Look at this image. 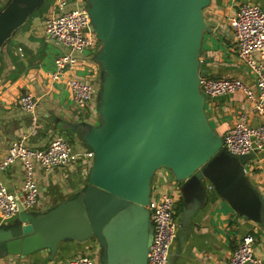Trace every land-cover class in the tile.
Segmentation results:
<instances>
[{
    "label": "water",
    "instance_id": "water-1",
    "mask_svg": "<svg viewBox=\"0 0 264 264\" xmlns=\"http://www.w3.org/2000/svg\"><path fill=\"white\" fill-rule=\"evenodd\" d=\"M84 1L101 71L99 123L72 125L93 154L86 184L0 227V255L47 249L53 257L64 241H94L96 264H146L152 179L161 169L179 183L185 211L205 204L209 185L239 216L263 224L264 200L243 170L249 154L227 152L204 112L199 55L211 0ZM45 2L7 0L0 47Z\"/></svg>",
    "mask_w": 264,
    "mask_h": 264
},
{
    "label": "crops",
    "instance_id": "crops-1",
    "mask_svg": "<svg viewBox=\"0 0 264 264\" xmlns=\"http://www.w3.org/2000/svg\"><path fill=\"white\" fill-rule=\"evenodd\" d=\"M6 1L0 0V10ZM55 2L46 0L0 47V160L8 146L18 139H23L28 147L42 149L57 134L63 135L78 155L76 163L66 167L49 171L35 167L39 194L37 205L32 210L34 213L46 211L83 189L92 159L88 158L90 150L82 145L72 125L99 123L96 93L89 105L79 110L73 104L64 80L81 79L93 85L97 92L101 71L96 55L100 44L80 55L76 54L73 68L61 81L54 83L56 81L50 82L45 73L52 69L55 59L68 50L50 42L56 50L52 52L43 35L40 39L37 35L25 33L30 30L34 16L54 11L52 7ZM243 2L258 4L264 10V0H211L203 10L205 20L211 24L201 39L200 72L211 78L237 77L253 87L250 71L237 55L229 20ZM81 5L84 4L66 3V8ZM49 61L50 64H47ZM23 94H29L36 101L33 115L18 106L17 101ZM204 112L211 128L221 137L234 125L240 113H245L250 126L262 122L260 116L252 111L250 103L239 93L205 98ZM243 170L264 200V148L255 149L249 154ZM22 178L23 171L19 163L0 172V180L11 192L18 190ZM153 182L151 194L157 189L174 190L177 199L174 216L176 235L169 248L171 264H227L232 251L247 233L256 236L254 253L264 263V223L255 224L239 216L209 185L205 204L202 207L195 204L187 212L180 185L168 171L163 169ZM12 219L0 215V227L3 228ZM97 251L94 241L76 243L68 240L59 245L53 257L44 249L28 255H0V264H65L76 255L94 257Z\"/></svg>",
    "mask_w": 264,
    "mask_h": 264
},
{
    "label": "built area",
    "instance_id": "built-area-1",
    "mask_svg": "<svg viewBox=\"0 0 264 264\" xmlns=\"http://www.w3.org/2000/svg\"><path fill=\"white\" fill-rule=\"evenodd\" d=\"M55 10L59 15L45 21V40L68 51L55 59V70L47 75L52 81H61L75 65V55L94 48L98 41L89 29L90 19L85 5L66 8V2L56 0ZM229 20L237 55L250 71L254 86L250 87L237 77L211 78L201 74L200 91L209 99L239 93L262 119L259 125L250 126L245 113H240L234 125L222 136L224 149L232 155L241 156L264 148V10L258 4L243 2ZM64 81L71 92L73 104L77 109L84 110L96 93L93 85L78 78ZM17 103L24 112L34 114L36 101L29 94L20 96ZM87 156L93 159L91 151ZM77 159L78 155L61 134L55 135L49 145L42 149L28 147L23 139L12 142L0 160V172L19 163L23 178L18 190L12 192L0 180V215L7 219L14 218L21 210L30 211L37 205L39 186L34 171L36 166L49 171L74 164ZM174 192L157 189L151 194L148 209L152 239L146 264H171L169 248L176 235L174 216L177 199ZM255 241L253 233L245 234L232 251L227 264H264L254 253ZM65 264L96 262L93 257L83 254L70 258Z\"/></svg>",
    "mask_w": 264,
    "mask_h": 264
},
{
    "label": "rangeland",
    "instance_id": "rangeland-1",
    "mask_svg": "<svg viewBox=\"0 0 264 264\" xmlns=\"http://www.w3.org/2000/svg\"><path fill=\"white\" fill-rule=\"evenodd\" d=\"M64 2H66V3H71V4H85V1L84 0H63ZM55 6H56V2H55V4L53 5V7L52 8H54V11L53 12H49V13H43L42 15H40V16H34L33 17V20H32V24H31V28H30V30L29 31H27V32H25V33H29L31 36L34 34V35H37L40 39L42 38V35H43V38L45 39V21H46V19H49V18H53V17H57L58 15H59V13L55 10ZM207 35V34H206ZM45 42H46V40H45ZM49 46H48V48L49 49H51V51L52 52H56V50L52 47V45H51V43L50 42H48L47 43ZM98 46H99V43H98ZM47 64H50V61L47 63ZM44 67L45 68H47V66L46 65H44ZM44 70H47V69H44ZM50 70V69H49ZM55 70V65H54V63H53V67H52V69L50 70V71H48L47 73H49V72H52V71H54ZM68 72V71H67ZM66 72V73H67ZM47 73H45L46 74V76H47V78L49 79V81L50 82H54V81H52L51 80V78L47 75ZM65 73V74H66ZM65 76V75H64ZM54 83H58L57 81L56 82H54ZM70 91V90H69ZM70 94H71V92H70ZM72 98V97H71ZM94 123H97V121H94ZM65 127L67 128L68 126L67 125H65ZM163 170V169H162ZM162 170L161 171H157L155 174H154V176H153V179H152V182L153 181H156V178H157V176H158V174L160 173V172H162ZM154 183V182H153ZM153 189V188H152ZM36 207V206H35ZM34 207V208H35ZM33 208V209H34ZM32 211V210H31Z\"/></svg>",
    "mask_w": 264,
    "mask_h": 264
},
{
    "label": "trees",
    "instance_id": "trees-1",
    "mask_svg": "<svg viewBox=\"0 0 264 264\" xmlns=\"http://www.w3.org/2000/svg\"><path fill=\"white\" fill-rule=\"evenodd\" d=\"M202 75H204L203 73H201Z\"/></svg>",
    "mask_w": 264,
    "mask_h": 264
}]
</instances>
